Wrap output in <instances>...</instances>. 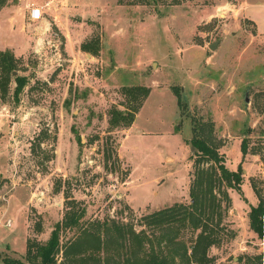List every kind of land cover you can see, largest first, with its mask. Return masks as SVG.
<instances>
[{"label":"rangeland","instance_id":"rangeland-1","mask_svg":"<svg viewBox=\"0 0 264 264\" xmlns=\"http://www.w3.org/2000/svg\"><path fill=\"white\" fill-rule=\"evenodd\" d=\"M0 1V50L16 59L0 91V264L24 258L28 238H49L66 193L84 221L142 231L140 255L171 254L175 232L190 247L192 230L145 225V216L189 204L195 172L215 166L198 162L195 126L243 179L240 189L221 187L229 199L221 197L226 225L209 250L213 264L263 259L249 212L259 201L253 185L264 197V0H37L41 21L25 16L23 0ZM97 40V55L82 49ZM136 85L150 93L135 121L111 127L112 108L137 104L124 90ZM74 236L62 231L61 243ZM111 254V264H130L122 240Z\"/></svg>","mask_w":264,"mask_h":264},{"label":"trees","instance_id":"trees-1","mask_svg":"<svg viewBox=\"0 0 264 264\" xmlns=\"http://www.w3.org/2000/svg\"><path fill=\"white\" fill-rule=\"evenodd\" d=\"M4 1H0V6ZM82 49L93 55L99 53V41L96 45L85 43ZM16 68V59L11 50H0V91L5 95L8 92L10 78ZM16 87L14 95L17 98L22 89L23 80L19 76L15 77ZM125 94L137 101L132 108L122 110L112 108L110 110L109 123L111 127L131 126L135 121L136 114L143 105L144 99L150 93V88L142 85L125 87ZM178 103L181 104V96L175 91ZM193 147L197 150L198 162L211 161L215 166L211 169H198L195 172L194 180L191 184L192 200L189 204L176 203L174 205L156 210L145 216V225L149 226H170V231L177 227H187L193 231L194 238L190 247L183 241L177 239V232L167 236L169 253L164 255L152 247L148 252L141 251V232H136L132 227L121 228L117 225H128L104 223L100 220L90 222L84 221L85 208L79 202L66 193V211L63 218L56 222L49 238L41 242L35 238H28L27 250L24 258L5 257V264H111L114 255L111 254L112 243L122 240L124 245H128L131 257H127L125 262L130 264H177V257L184 264H213L214 259L209 254L213 246L221 243V232L224 230V209L222 198L229 199L228 191L221 189L224 184L230 188L240 189L242 183V173L230 170L224 163V158L213 146L211 138L205 136L198 126H195ZM242 151L247 153V144L243 142ZM219 189L221 193L216 191ZM259 201L257 205H252L249 212V222L251 229L260 237L264 238V197L255 185H253ZM218 194H222L220 197ZM37 231H42V225H35ZM75 230V236L65 244L61 243V233L64 230ZM180 228L177 229L179 231ZM175 231V230H174ZM117 233V234H116ZM114 234V236H113ZM129 241V244H127ZM140 245L136 249L135 243ZM63 251V252H62ZM62 252L63 259L58 260V255ZM104 253V255H103ZM145 254V255H144ZM256 263L262 264V255L256 256ZM255 263L250 257L245 264ZM114 264H124L115 261Z\"/></svg>","mask_w":264,"mask_h":264},{"label":"built area","instance_id":"built-area-1","mask_svg":"<svg viewBox=\"0 0 264 264\" xmlns=\"http://www.w3.org/2000/svg\"><path fill=\"white\" fill-rule=\"evenodd\" d=\"M43 7L44 6H39V5H36L35 3L33 2H30L27 4V8H28V16L31 20L33 21H41L43 19V14H44V11H43ZM262 252H263V262H264V240L262 242Z\"/></svg>","mask_w":264,"mask_h":264},{"label":"crops","instance_id":"crops-1","mask_svg":"<svg viewBox=\"0 0 264 264\" xmlns=\"http://www.w3.org/2000/svg\"><path fill=\"white\" fill-rule=\"evenodd\" d=\"M25 3V16H27L28 18H29V16H28V13H29V11H28V8H27V4L28 3H30V2H33V3H35L36 5H39V6H44V4H41V3H38L37 2V0H23ZM54 1V0H53ZM56 17H57V15H55ZM16 45V44H15ZM7 47H9V48H13V50L15 51V52H17L18 50H19V48H21V46H7ZM1 48V47H0ZM3 48H6V47H3ZM250 232V231H249ZM252 233V232H251ZM242 249H243V247H242ZM246 258H248V257H246ZM239 260H240V258L239 257H235L234 258V261H237V263L239 262ZM262 261H263V259H262ZM251 264H258V263H256V261H255V263H251ZM263 264H264V262H263Z\"/></svg>","mask_w":264,"mask_h":264},{"label":"water","instance_id":"water-1","mask_svg":"<svg viewBox=\"0 0 264 264\" xmlns=\"http://www.w3.org/2000/svg\"><path fill=\"white\" fill-rule=\"evenodd\" d=\"M216 46H217L216 43H212V44L210 45V48H211V49H214Z\"/></svg>","mask_w":264,"mask_h":264}]
</instances>
